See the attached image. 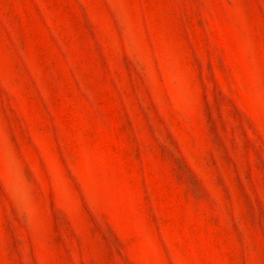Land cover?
<instances>
[{"label":"rangeland","instance_id":"rangeland-1","mask_svg":"<svg viewBox=\"0 0 264 264\" xmlns=\"http://www.w3.org/2000/svg\"><path fill=\"white\" fill-rule=\"evenodd\" d=\"M0 264H264V0H0Z\"/></svg>","mask_w":264,"mask_h":264}]
</instances>
